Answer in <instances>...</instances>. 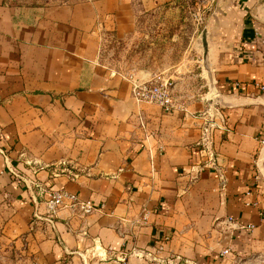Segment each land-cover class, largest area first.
<instances>
[{
  "label": "crops",
  "instance_id": "0c3cea01",
  "mask_svg": "<svg viewBox=\"0 0 264 264\" xmlns=\"http://www.w3.org/2000/svg\"><path fill=\"white\" fill-rule=\"evenodd\" d=\"M173 1L0 0V264H264V0H217L215 92L181 64L165 113L100 48ZM56 189L103 207L51 217Z\"/></svg>",
  "mask_w": 264,
  "mask_h": 264
},
{
  "label": "rangeland",
  "instance_id": "374dc122",
  "mask_svg": "<svg viewBox=\"0 0 264 264\" xmlns=\"http://www.w3.org/2000/svg\"><path fill=\"white\" fill-rule=\"evenodd\" d=\"M70 1L75 0H9L19 7L53 6ZM218 7L217 0H174L172 3L162 4L146 12L138 8L136 30L133 34L120 36L114 32L104 33L100 48L102 58L109 66L121 73L135 76L142 71L151 73L152 76L169 79V76H172L170 81L174 79L173 74H181L177 71L179 65L189 64L191 67L186 73L198 70L205 80L206 89L210 88L203 64L201 34L204 29H216L224 19L217 15ZM213 34L211 32L208 39ZM212 49L209 46L208 63L211 74L213 70L210 57L214 50ZM190 76H194V73ZM176 94L179 95L177 91ZM176 94L175 96L178 97ZM125 259L121 258L119 263L109 259L103 262L122 264ZM149 261L159 263L157 257L156 259L152 256L148 257L147 262Z\"/></svg>",
  "mask_w": 264,
  "mask_h": 264
},
{
  "label": "built area",
  "instance_id": "2783aa9c",
  "mask_svg": "<svg viewBox=\"0 0 264 264\" xmlns=\"http://www.w3.org/2000/svg\"><path fill=\"white\" fill-rule=\"evenodd\" d=\"M127 75L131 81L132 96L136 100L157 105L165 113H171L183 107L182 103L175 96L169 78L153 75L149 79H140L132 74ZM259 89L264 90V84L260 85ZM203 144L204 146L206 145L205 141ZM45 206L51 217L56 216L57 212L61 209H68L75 214L85 216L103 207L102 205L96 206L91 200L82 199L64 189L49 191L45 198ZM249 227H252V225H249ZM159 250H162V245L157 247L156 251ZM227 252L228 250H223L221 253L225 254Z\"/></svg>",
  "mask_w": 264,
  "mask_h": 264
},
{
  "label": "water",
  "instance_id": "95a60500",
  "mask_svg": "<svg viewBox=\"0 0 264 264\" xmlns=\"http://www.w3.org/2000/svg\"><path fill=\"white\" fill-rule=\"evenodd\" d=\"M219 9V8H218ZM219 10H217L218 12ZM208 35H209V30L208 29H204L202 31L201 34V42H202V47H203V64H204V68L207 72V76L210 82V89L212 90V93L215 92V86H214V81H213V77L212 74L210 72V67H209V63H208V49H209V40H208ZM217 96V95H215Z\"/></svg>",
  "mask_w": 264,
  "mask_h": 264
}]
</instances>
